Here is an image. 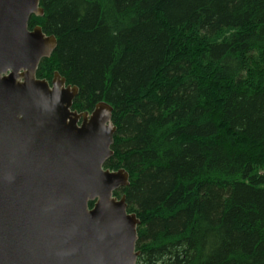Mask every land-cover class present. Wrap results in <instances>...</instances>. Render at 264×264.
Wrapping results in <instances>:
<instances>
[{
    "label": "trees",
    "instance_id": "obj_1",
    "mask_svg": "<svg viewBox=\"0 0 264 264\" xmlns=\"http://www.w3.org/2000/svg\"><path fill=\"white\" fill-rule=\"evenodd\" d=\"M37 78L113 108L137 264H264V0H42Z\"/></svg>",
    "mask_w": 264,
    "mask_h": 264
},
{
    "label": "water",
    "instance_id": "obj_2",
    "mask_svg": "<svg viewBox=\"0 0 264 264\" xmlns=\"http://www.w3.org/2000/svg\"><path fill=\"white\" fill-rule=\"evenodd\" d=\"M42 0H0V264H137L138 228L114 155L113 108L73 109L79 88L37 70L57 39ZM91 204L93 206L91 207Z\"/></svg>",
    "mask_w": 264,
    "mask_h": 264
},
{
    "label": "flooded vegetation",
    "instance_id": "obj_3",
    "mask_svg": "<svg viewBox=\"0 0 264 264\" xmlns=\"http://www.w3.org/2000/svg\"><path fill=\"white\" fill-rule=\"evenodd\" d=\"M33 17V16H32ZM34 28V27H33ZM32 28V29H33ZM104 169L105 170H110V171H115V170H111V169H108V168H106V164H105V166H104ZM124 189L125 188H120V189H118L115 193H114V196L117 198V199H121L123 196H125L124 195ZM93 206V204H91V207Z\"/></svg>",
    "mask_w": 264,
    "mask_h": 264
}]
</instances>
